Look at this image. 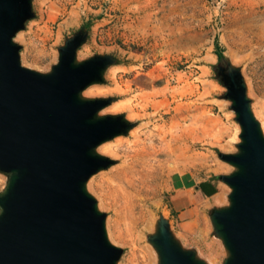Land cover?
Returning a JSON list of instances; mask_svg holds the SVG:
<instances>
[{
    "label": "rangeland",
    "instance_id": "obj_1",
    "mask_svg": "<svg viewBox=\"0 0 264 264\" xmlns=\"http://www.w3.org/2000/svg\"><path fill=\"white\" fill-rule=\"evenodd\" d=\"M33 11L15 38L23 66L49 72L59 48L82 28L88 38L78 60L117 59L105 83L83 96L113 98L101 114H125L135 123L127 136L103 144L110 152L98 148L115 164L87 184L107 214L110 241L124 251L118 264H157L148 235L161 215L185 248L222 264L226 251L213 235V206L182 210L200 181L233 170L218 158L240 142L217 80L227 60L241 69L254 115L264 123V0H34ZM6 182L0 172V192ZM223 185L226 199L215 207L228 204L230 188Z\"/></svg>",
    "mask_w": 264,
    "mask_h": 264
},
{
    "label": "water",
    "instance_id": "obj_2",
    "mask_svg": "<svg viewBox=\"0 0 264 264\" xmlns=\"http://www.w3.org/2000/svg\"><path fill=\"white\" fill-rule=\"evenodd\" d=\"M34 0H0V264H118L123 249L107 233V214L88 192L90 178L115 160L98 148L127 136L125 114H101L113 98H87L117 64L112 55L78 60L88 32L82 28L42 73L22 65L15 38L35 14ZM217 75L240 128L236 151L218 158L233 170L220 176L228 204L210 215L222 264H264V133L252 110L241 69L229 60ZM148 243L157 264H208L185 248L171 223L157 219Z\"/></svg>",
    "mask_w": 264,
    "mask_h": 264
},
{
    "label": "crops",
    "instance_id": "obj_3",
    "mask_svg": "<svg viewBox=\"0 0 264 264\" xmlns=\"http://www.w3.org/2000/svg\"><path fill=\"white\" fill-rule=\"evenodd\" d=\"M223 188V183L220 180H215L214 178L200 181L194 188L193 197L190 196L188 199L189 204L184 210H182V212H184V215L188 212H192L195 205H204L209 208L210 206H213L212 208H214L218 204L214 202V198L221 193ZM209 203L211 205H208Z\"/></svg>",
    "mask_w": 264,
    "mask_h": 264
},
{
    "label": "bare ground",
    "instance_id": "obj_4",
    "mask_svg": "<svg viewBox=\"0 0 264 264\" xmlns=\"http://www.w3.org/2000/svg\"><path fill=\"white\" fill-rule=\"evenodd\" d=\"M88 92H91V90H89ZM262 127H263V130H264V123L262 124ZM235 139H236V134H235L234 140ZM111 150H112L111 147H104V145L100 146V148H99V151H101V152H110ZM225 199H226V193H225L224 188H223L221 193L214 198V202L218 203V204H221V203H223L225 201Z\"/></svg>",
    "mask_w": 264,
    "mask_h": 264
},
{
    "label": "trees",
    "instance_id": "obj_5",
    "mask_svg": "<svg viewBox=\"0 0 264 264\" xmlns=\"http://www.w3.org/2000/svg\"><path fill=\"white\" fill-rule=\"evenodd\" d=\"M215 55L218 57L219 60H222L224 58L223 53L221 51H219L218 49L216 50ZM217 80L219 81V78H217ZM214 179L215 180H220V176H215Z\"/></svg>",
    "mask_w": 264,
    "mask_h": 264
}]
</instances>
